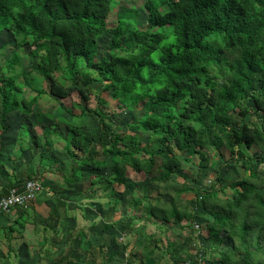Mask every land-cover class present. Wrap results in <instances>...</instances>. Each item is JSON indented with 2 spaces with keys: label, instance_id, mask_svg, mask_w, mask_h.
I'll use <instances>...</instances> for the list:
<instances>
[{
  "label": "trees",
  "instance_id": "16d2710c",
  "mask_svg": "<svg viewBox=\"0 0 264 264\" xmlns=\"http://www.w3.org/2000/svg\"><path fill=\"white\" fill-rule=\"evenodd\" d=\"M119 1L0 0V34L11 31L16 47L0 71V136L10 114H29L42 95L74 114L66 103L71 98L82 116L98 119L104 133L97 141L69 128L62 138L72 173L61 170L63 181L105 180L114 189L129 187V168L161 185L194 155L203 167L207 151L222 156L228 149L230 162L246 170L230 193L220 195L225 189L217 177L209 188H195L192 209L171 200L144 206V217L181 228L199 221V250L207 264H264V0H146L147 29L128 16L108 28L107 17ZM106 30L112 34L110 53L98 57V38ZM26 46L37 62L20 80L15 75ZM93 82H101L121 109L133 111L143 103L126 131L101 95L91 106L86 87ZM28 88L32 92L26 94ZM142 132L149 136L144 146ZM18 136L23 149L29 125L22 124ZM34 142L41 143L38 137ZM51 142L45 141L39 171L47 170L44 151ZM24 180L12 181L0 194ZM141 218L131 216L132 222Z\"/></svg>",
  "mask_w": 264,
  "mask_h": 264
},
{
  "label": "rangeland",
  "instance_id": "374dc122",
  "mask_svg": "<svg viewBox=\"0 0 264 264\" xmlns=\"http://www.w3.org/2000/svg\"><path fill=\"white\" fill-rule=\"evenodd\" d=\"M146 0H120L116 3L112 10L110 11L107 17V25L108 28H112L117 25L120 16H128L136 19L137 25L142 29H147V16L148 11L144 7V3ZM13 36L11 31L4 30L0 34V71L5 70V62L6 59L11 56L12 52L16 50L15 45L13 44ZM112 39V34L109 30H106L99 38H98V48H97V56L101 57L105 54L110 53V42ZM30 46H26L21 50V62L22 66L19 67V72L15 76L22 80L23 71H28L31 69L35 63L37 62L36 58H33L29 55ZM41 83V86L47 87L45 81H38V84ZM80 86V85H79ZM77 86L76 88H79ZM75 87V86H74ZM84 87V86H81ZM90 90L91 97V106H95L97 104V95H101L106 100L105 108L110 111H114L116 118L119 119L120 124L123 125L124 131L127 129V124L131 121L137 113H139L142 106V102L138 104L137 108L133 111L128 109L119 108V100L113 98L109 91L102 90L101 82H93L90 86L86 87ZM31 89L28 88L26 94L31 93ZM73 97V96H72ZM66 103L73 110L74 114L71 112L65 111L62 107H60L57 102L52 99L48 94H44L40 97V99L34 104V110L29 114L24 113H12L9 115L8 123L14 129V133L16 132V128H18L19 124H31L33 133H38L42 142V145H45V141L49 138L52 142L50 146H48L44 156V168L47 173L45 175L37 176V174H32L31 178L39 179H50L53 182L48 183L47 185L51 186V189L56 191V194H60V188L62 187L63 175L60 173L61 170L63 172L67 171L69 175L72 173V161L68 157V154L65 149V141L62 137H65L69 131L71 126H75L78 128L82 134L91 133L95 140H99L101 135L104 133L101 129V126L96 117L91 115L82 116L80 114L81 110L78 107L72 106L71 98L66 99ZM0 110H1V97H0ZM76 114V115H75ZM236 118L242 122V119L239 118L238 114L235 113ZM249 120L252 119L249 117ZM244 121V120H243ZM57 127V130H55ZM13 131V130H12ZM6 134V133H5ZM80 134V137H82ZM13 135V134H12ZM14 136V135H13ZM148 133L142 132V146H144L148 140ZM41 145V146H42ZM38 146V148H41ZM43 152V151H42ZM181 154V153H180ZM207 155L209 156V162L207 165L203 167H199L200 158L198 155H194L193 159L189 162L182 163L171 180H168L166 183L158 185L151 181L148 178V175L145 172H136L132 168H129L128 175L130 177L129 187H121V188H108L106 186L107 182L105 180L99 181L97 184H91L90 181H85L86 178L79 180L76 183L69 184L73 190L66 197L68 201L79 203L83 209H75L79 212L80 217L84 216V213L87 214L89 218H102L103 210H109L108 216L113 215V209H108L107 204L115 203V208H119L116 213V217L119 220L120 224L119 230L114 232L117 237V243L115 244V248H125L128 247L127 242L131 241L136 235L137 226L136 222H132L130 220L133 214H137L143 218L146 215L144 210V205H151L159 203L162 205L163 203H169L171 200H176L178 202V206L181 209L190 208L192 209L195 206L194 200L196 199L195 188L199 189H207L213 184L217 177L222 178V182L224 184V189L221 191L220 195H225V193H230L231 183L238 179L239 177L246 174V170L243 167H240L234 164L231 159V153L228 149L223 148L222 156L218 154L216 149H211L207 151ZM41 159V158H40ZM41 163V162H40ZM110 164V163H109ZM111 165V164H110ZM52 169H50V168ZM31 169V168H30ZM104 173L109 176L110 174V166L104 169ZM34 175V176H33ZM29 177V176H28ZM27 176L25 179L28 178ZM23 180V179H22ZM219 185V182H217ZM221 184V183H220ZM188 185L187 190H180L181 188ZM10 186V185H9ZM56 188V189H55ZM1 191V190H0ZM59 191V192H58ZM58 192V193H57ZM79 192V193H78ZM53 196H48V199L51 200ZM78 195V196H77ZM75 197L72 200L71 198ZM69 198L71 200H69ZM142 198V202L136 204V200ZM102 203L104 205H102ZM85 204L87 206H85ZM72 213V212H71ZM108 216L105 215L106 218ZM115 216V214H114ZM113 216V218H114ZM85 217V216H84ZM112 218V219H113ZM150 220V219H148ZM150 224H145L148 227L147 237L154 239V235L157 233L159 236L162 232L157 230L155 226V222L151 218ZM92 225L93 223L90 222ZM95 223V222H94ZM172 223V222H171ZM177 223L171 224L173 227L177 226ZM142 225V223H141ZM179 226V225H178ZM98 227V226H96ZM117 227V226H116ZM63 228L65 225L62 224V227L59 229V236L62 237L65 234H62ZM104 228V227H102ZM160 228V227H159ZM204 229V228H203ZM50 231V230H49ZM108 230H104V233L107 234V238L109 235H112V232H108ZM157 231V232H156ZM171 231H175L176 236H181L178 234L177 230L171 229ZM189 229H183V243L185 245L189 244L193 249V253H196L198 249V243L192 242L190 240L193 236ZM138 234V233H137ZM193 234V232H192ZM62 235V236H61ZM190 235V236H189ZM41 236V235H40ZM25 239V238H24ZM182 240V239H180ZM147 241V240H146ZM186 241V242H185ZM18 246V245H17ZM16 246V248H17ZM64 248V247H63ZM62 250V248H61ZM127 250V249H126ZM18 251V254H17ZM15 255L12 254L11 257H4L0 252V264H64L65 262V253L66 249L62 250L60 254L58 251H54L52 249L51 252L41 251L37 252L33 251L29 254L24 252L21 248H17ZM65 251V253H64ZM64 253V254H63ZM194 256V255H193ZM125 262V261H124Z\"/></svg>",
  "mask_w": 264,
  "mask_h": 264
},
{
  "label": "crops",
  "instance_id": "0c3cea01",
  "mask_svg": "<svg viewBox=\"0 0 264 264\" xmlns=\"http://www.w3.org/2000/svg\"><path fill=\"white\" fill-rule=\"evenodd\" d=\"M6 124V134L0 136V165L2 166L0 168V190L11 185L12 181L25 179L26 176L31 177L35 173L37 176H43L47 173L43 169L39 171L44 146L38 133H33L35 131H33L32 125L27 124L30 128L31 137L27 141H23L24 148L22 149L18 141L22 124L18 125L15 133L8 121ZM34 137H38L41 143H35ZM65 172L69 175L67 171ZM46 178L41 179L45 184V190L26 207H13L11 210L0 212V252L5 258L11 257L12 254L15 255L14 251L16 252L17 248H21L23 252L25 249L28 254L33 251L38 254L44 250L51 252L52 249L54 251L59 249L58 254H60L65 248L66 260L64 264H123L124 261L129 264H175L176 260L180 264H185L187 259L193 257L194 253L193 249L189 248L192 245L183 243L182 235H185L182 234L183 229L184 231L185 229L191 231L188 234L193 236L190 239H193V243L196 242L200 246L203 243L200 235H196L192 228H181L178 224L173 227L171 222L164 223L155 220L153 222L162 234L159 236L156 233L154 239L153 237L148 238V227L145 224H150L148 225L150 227L152 222L146 218H141L133 221L136 222L138 234L136 233L134 238L127 242L128 247L115 248L117 237L114 232L120 228L119 220L116 217L119 208L114 207L115 203L107 204L108 207L102 203L108 209H113L111 217L108 216L109 210L106 214V209H104L101 219L100 217L89 218L88 213H84L85 217L82 215L81 218L75 209L82 210L83 207L79 203L68 201L66 198L73 190L69 185L70 183L62 181V187L59 190L63 192L60 197V194H56V191L47 185L53 181ZM54 194L56 196L49 200L48 196ZM77 196L71 199L76 200L74 198ZM71 199L69 198V200ZM87 205L85 204V206ZM130 220L132 221L131 218ZM90 222L93 224L90 225ZM62 224L65 225L62 233L65 235L60 237L59 228L62 227ZM106 224L112 226L105 228ZM108 229V232H112V235L115 236L114 241L111 240V235L107 238V234L104 233V230ZM171 229L177 230L181 236L174 235L176 233Z\"/></svg>",
  "mask_w": 264,
  "mask_h": 264
},
{
  "label": "built area",
  "instance_id": "2783aa9c",
  "mask_svg": "<svg viewBox=\"0 0 264 264\" xmlns=\"http://www.w3.org/2000/svg\"><path fill=\"white\" fill-rule=\"evenodd\" d=\"M44 190L45 184L39 178L26 179L21 185H13L5 194H0V211H8L13 207H26ZM192 225V229L196 232V235H202V224L195 220ZM200 247L198 245L194 256L187 259L185 264H207L205 255L199 250ZM123 264L129 263L125 261Z\"/></svg>",
  "mask_w": 264,
  "mask_h": 264
}]
</instances>
